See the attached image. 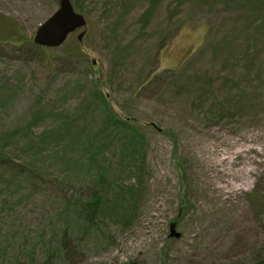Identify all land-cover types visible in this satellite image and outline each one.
Masks as SVG:
<instances>
[{"label": "rangeland", "instance_id": "374dc122", "mask_svg": "<svg viewBox=\"0 0 264 264\" xmlns=\"http://www.w3.org/2000/svg\"><path fill=\"white\" fill-rule=\"evenodd\" d=\"M58 1L0 0V264L264 258L247 199L264 190V0H159L146 20L149 0H74L86 26L32 46ZM93 195L109 199L87 224Z\"/></svg>", "mask_w": 264, "mask_h": 264}, {"label": "trees", "instance_id": "16d2710c", "mask_svg": "<svg viewBox=\"0 0 264 264\" xmlns=\"http://www.w3.org/2000/svg\"><path fill=\"white\" fill-rule=\"evenodd\" d=\"M158 1L159 0H149L150 5L146 9V11L142 14V18L144 20H146L147 17L148 18L150 17V15L154 9L153 7L156 6ZM250 1L257 8L259 7V4L261 5V2H262V0H250ZM71 2L73 4L74 8L81 12L79 5L74 0H72ZM21 44H22V47H25L27 43H26V41L23 40L21 42ZM32 46H36V45L32 43ZM98 97L102 103L104 102V100H106L105 95H103L102 93H100L98 95ZM79 109H81V108H78V110ZM107 110H108V114L106 116V119H107L106 123L109 126H110L109 122H112L113 125L116 124V128L123 127L130 134V136L133 138V141H136V137H141L138 135H134L132 133V130L127 125L129 119L121 120L120 118H116V117H114V115L112 114V111L110 109H107ZM111 117L114 119V121H112L110 119ZM1 160H3L6 163H12L13 162V160L7 155V152L5 151V147H3L0 150V161ZM24 166L27 167L29 170H31L30 165L28 163H25ZM98 167H99L98 171L99 170L103 171L100 174H98V180H99L98 182L100 183L102 180L101 179L102 175L104 174V177L106 179L108 177V171H110V170L109 169L106 170V168H102V166L101 167L98 166ZM136 192H137V189H133L130 191L131 194L136 193ZM247 195H248L247 199L249 200L252 208L255 210V212H258L261 215V217H263V214L261 213V211H262L261 207H263V205H264V190H258L257 188H255L251 192H248ZM108 199L109 198H107V196H97V195L96 196L95 195L90 196L86 200L85 204H83L82 206L79 207V212H78L79 215H81L84 218L83 220L87 224H91V223L95 222L97 219H99L101 217L103 211L105 210V207L107 206V203H108ZM235 264H246V263H235ZM249 264H264V258H258L257 262L249 263Z\"/></svg>", "mask_w": 264, "mask_h": 264}, {"label": "water", "instance_id": "95a60500", "mask_svg": "<svg viewBox=\"0 0 264 264\" xmlns=\"http://www.w3.org/2000/svg\"><path fill=\"white\" fill-rule=\"evenodd\" d=\"M86 24L84 16L74 11L70 0H59V7L35 31L33 42L39 46L58 47L67 36ZM84 32L78 35L80 40ZM178 236V234H176Z\"/></svg>", "mask_w": 264, "mask_h": 264}, {"label": "bare ground", "instance_id": "6f19581e", "mask_svg": "<svg viewBox=\"0 0 264 264\" xmlns=\"http://www.w3.org/2000/svg\"><path fill=\"white\" fill-rule=\"evenodd\" d=\"M243 172H244V174H248L249 173V170L248 169H243Z\"/></svg>", "mask_w": 264, "mask_h": 264}]
</instances>
